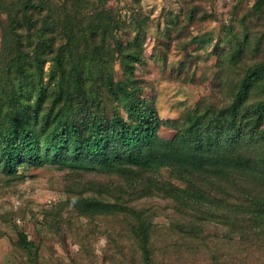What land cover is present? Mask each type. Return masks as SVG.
I'll use <instances>...</instances> for the list:
<instances>
[{
	"label": "trees",
	"instance_id": "1",
	"mask_svg": "<svg viewBox=\"0 0 264 264\" xmlns=\"http://www.w3.org/2000/svg\"><path fill=\"white\" fill-rule=\"evenodd\" d=\"M7 1L0 0L1 172L16 175L47 159L86 170L169 168L178 210L218 218L240 236L226 243L264 257V0L252 22L244 18L242 34L232 33L237 44L229 39L219 55L221 101L213 97L185 123L166 122L179 136L162 148L155 112L131 88L135 64L125 61L116 17L103 8L85 15L84 0ZM117 59L124 60V81L115 77ZM105 94L117 105L112 116ZM199 151L209 165L205 176L195 167ZM89 203L101 209L97 200ZM208 217L198 219L213 222ZM134 226L139 264H156L148 230ZM180 229L198 255L203 231L194 222Z\"/></svg>",
	"mask_w": 264,
	"mask_h": 264
},
{
	"label": "rangeland",
	"instance_id": "2",
	"mask_svg": "<svg viewBox=\"0 0 264 264\" xmlns=\"http://www.w3.org/2000/svg\"><path fill=\"white\" fill-rule=\"evenodd\" d=\"M98 1L84 0V13L103 8L118 20L119 42L128 48L125 61L135 64L128 76L131 88L155 112L160 122L156 146L162 148L179 136L166 122L185 123L209 108L213 97L221 101L219 55L233 41V32L242 34L244 18L254 20L259 0ZM1 48L0 29V54ZM123 63L117 59L114 72L124 81ZM105 97L112 116L117 105ZM201 153L195 167L205 176L209 165ZM47 160L40 167L26 163L16 175L0 171V264H139L134 224L148 230L156 264H264L261 253L226 243L240 236L218 218L194 208L178 210L171 193L174 170H86ZM90 199L99 202V211ZM201 215L213 222L199 220ZM191 222L203 231L198 255L190 250L196 242L180 232Z\"/></svg>",
	"mask_w": 264,
	"mask_h": 264
},
{
	"label": "built area",
	"instance_id": "3",
	"mask_svg": "<svg viewBox=\"0 0 264 264\" xmlns=\"http://www.w3.org/2000/svg\"><path fill=\"white\" fill-rule=\"evenodd\" d=\"M230 1V0H229Z\"/></svg>",
	"mask_w": 264,
	"mask_h": 264
}]
</instances>
